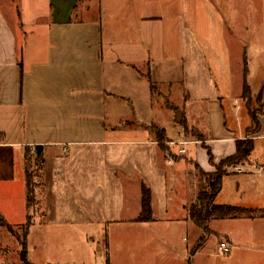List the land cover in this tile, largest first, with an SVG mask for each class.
I'll list each match as a JSON object with an SVG mask.
<instances>
[{"label": "crops", "instance_id": "1", "mask_svg": "<svg viewBox=\"0 0 264 264\" xmlns=\"http://www.w3.org/2000/svg\"><path fill=\"white\" fill-rule=\"evenodd\" d=\"M249 67L264 69V0H0V202H10L0 220L19 224L24 160L34 162L36 203L24 215L28 261L94 264L103 253L105 264H116L118 230L135 236L125 241L135 251L126 264H185L188 257L191 264H264V97L253 150L223 176L214 198L254 212L212 220L211 235L190 255L201 232L188 208L202 190L186 163L215 173L246 137L251 121L239 101ZM237 69L243 74L234 91ZM176 70L182 115L174 107L160 123L168 111L159 109L150 78L161 72L170 96ZM261 89L264 83L250 89L248 103ZM186 128L204 142L187 144L169 164L158 130L169 143L184 141ZM142 183L151 193L148 222L135 221Z\"/></svg>", "mask_w": 264, "mask_h": 264}, {"label": "rangeland", "instance_id": "2", "mask_svg": "<svg viewBox=\"0 0 264 264\" xmlns=\"http://www.w3.org/2000/svg\"><path fill=\"white\" fill-rule=\"evenodd\" d=\"M91 14L89 13V16ZM152 42V41H151ZM145 43H149V41H145ZM142 46V50L143 53L146 55L148 53H150L149 50V46L150 44H145ZM157 41H155L153 43V45L151 44V48L152 46L155 47V45H157ZM153 47V48H154ZM155 49V48H154ZM148 51V52H147ZM234 72V82H233V88L234 91H237L240 89L241 87V83L240 81L236 78H239V75L242 76L243 72L242 70H233ZM173 75L170 77V82H171V90L172 93L171 95H167V85L165 83V80L163 81V75L162 73H156L155 74V78H150L151 81V85L154 86L158 92H159V100H158V104H159V109L160 110H167L168 112L165 113V115L163 116L161 113H163L162 111L160 112L159 115V121L160 123L169 118L168 116H172L173 115V109L174 107L176 108L178 106L179 103V90H181L180 88V83H179V74H180V70H176L174 72H172ZM147 74V72L143 69L141 76L145 77ZM119 75L121 76V74L119 73ZM119 77L118 75H116V78ZM134 78V77H133ZM118 79V78H117ZM246 80H247V85L248 87H250L251 91L253 94H255L258 89L260 88L261 84L264 83V69L262 68H257V67H249L247 69V76H246ZM143 83V82H142ZM143 84H148L146 79H144V83ZM157 96V93H156ZM166 97L168 99V107H164L165 100L164 98ZM256 98L257 95L251 97L250 102L248 104V100L244 101L240 98L239 104L241 106V111L240 113L244 116H246V120L249 122L248 120V115L246 114V108L248 107L249 110L254 111H258L259 113H261L262 111V107L261 105H257L256 103ZM177 104V105H176ZM245 104V105H244ZM163 107V109H162ZM176 111H178L181 115L182 112L179 108L175 109ZM231 115V114H230ZM258 116V115H257ZM170 119V118H169ZM182 119V117H181ZM181 119L180 122H178V124L181 123ZM136 120L138 121V119L136 118ZM182 138L184 139V141L181 142H187L192 143V141H198L203 143L204 139L202 136H200L198 134V132L195 129H190V128H186L185 130H182L180 132ZM172 142L166 143L164 142L163 144H165L164 146L167 147V153L165 150H163V154H165L167 157L172 155V150H170V146L166 145V144H171ZM176 143H180V142H176ZM203 145V144H202ZM185 149L190 150L191 147H189L188 145L185 146ZM175 150V148H174ZM27 158V157H26ZM177 159V157H176ZM32 163V164H31ZM188 165V166H187ZM192 165V164H191ZM189 165V163H186V166L188 168H190L191 170L194 169V174L196 175V178L198 179V182L200 183V188L202 191H207L208 190V182L206 183L207 176L204 172H201L200 170H198L197 167L193 168V166ZM37 165L35 166L34 162H30V160H24V175H25V181H27L26 183V191L23 190L22 193V198H21V203L20 205L22 206V209L20 211H18L21 214V218L18 219V221L15 220L14 223H19L17 225H11L8 226L7 224L4 225H0V255H4V257L2 258V260H0L1 262H5L8 264H22L20 261V257H19V253H20V245H19V240H21L22 234H23V228L25 226V224H27L29 222V218L24 217V215H29L31 216L33 214V208L34 205L36 203L35 201V196L33 195V189L35 187V172L37 171ZM217 170V169H216ZM227 168H223V171H226ZM214 171V170H213ZM228 171V170H227ZM226 171V172H227ZM215 173H211L208 174L210 177L215 176ZM207 184V185H206ZM169 185V183H168ZM25 187H23L24 189ZM172 188V186L169 185V189ZM191 192V190L189 191ZM185 197H190V194H187V196L185 195ZM173 201V199H172ZM196 201V199L194 200V202ZM28 202V206L29 208L27 209L25 203ZM192 202V204L194 203ZM19 206V205H18ZM8 207H10V202L6 200H4V203L0 202V217L2 216L3 211L7 212L6 209H8ZM9 229V230H8ZM15 236V237H14ZM113 241L117 244V263L116 264H126V257L127 255L129 256H135V251H134V246L130 245V243L128 244V242L125 243V241L127 239L133 238L134 236V232L131 231H114L113 232ZM191 237L192 235H190L188 244H189V248H191L193 246V242L191 241ZM123 248V249H122ZM4 251H6L5 253H3ZM96 254V253H95ZM110 256V255H107ZM104 258V254H96L95 255V259H94V264H105V261L103 260ZM186 263V262H185Z\"/></svg>", "mask_w": 264, "mask_h": 264}, {"label": "trees", "instance_id": "3", "mask_svg": "<svg viewBox=\"0 0 264 264\" xmlns=\"http://www.w3.org/2000/svg\"><path fill=\"white\" fill-rule=\"evenodd\" d=\"M242 95L245 100H248L250 97V89L246 85V83L243 84L242 88ZM264 97V90L261 89L259 93L257 94L256 103L257 105H262V99ZM249 104V103H248ZM248 114L250 117V127L246 130V137L242 140H236L235 141V153L228 157L227 159L221 161L216 170L215 176L210 177L207 176V182H208V190L207 191H201L198 193L196 197V201L191 204L188 208V217L189 220L192 222V224L201 232V236L197 241L196 246L193 250L190 251V255L195 253L197 250H199L206 242L207 237L211 235V231L209 229L210 222L212 220H224V219H233L238 218L241 216H246L250 213H253L254 210H248L244 208H238V207H232V206H226V205H216L214 204V198L219 192L221 185H222V178L223 176L227 175L228 172L223 171V168H229L239 162L244 161L247 159V157L250 155V153L253 150V141L250 138V136L257 134L260 130V124L258 122V116L261 115L258 111H252L249 110L247 107ZM156 130L155 128H153ZM160 134V140L158 142L159 146L162 148V150H165L167 153V147L164 146V140L162 132L158 130ZM207 153L209 163H212V157L209 149L205 148V146H202ZM37 160L40 162L41 157L38 154H36ZM37 161V162H38ZM27 183V181H26ZM141 212L139 216L136 218V222H148L152 220V206H151V193L150 190L142 183L141 184ZM4 221L0 220V225H4ZM29 224H25L23 228V234L21 237V240H19L20 245V261L22 264H31L27 259V252H26V241L29 231ZM185 264H191L190 257L187 258Z\"/></svg>", "mask_w": 264, "mask_h": 264}, {"label": "built area", "instance_id": "4", "mask_svg": "<svg viewBox=\"0 0 264 264\" xmlns=\"http://www.w3.org/2000/svg\"><path fill=\"white\" fill-rule=\"evenodd\" d=\"M187 144H188L187 142H180V143L172 142L170 146L172 147L174 146L175 150L172 151L171 156L167 157V162L171 164L175 161L176 157L177 158L181 157L185 153V146ZM227 170H226L227 172L231 173V172H235L238 169L236 167L231 166L227 168ZM218 249L221 254H227L230 251V246L224 240H220L218 242Z\"/></svg>", "mask_w": 264, "mask_h": 264}]
</instances>
